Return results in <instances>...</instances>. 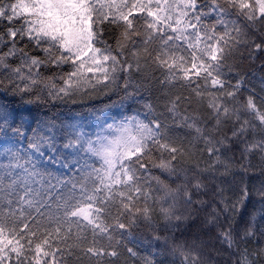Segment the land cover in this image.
Here are the masks:
<instances>
[{
  "label": "snow or ice",
  "instance_id": "1",
  "mask_svg": "<svg viewBox=\"0 0 264 264\" xmlns=\"http://www.w3.org/2000/svg\"><path fill=\"white\" fill-rule=\"evenodd\" d=\"M256 79L264 91V0H0V92L23 105L0 100V264H215L217 243L264 264V203L225 195L235 150L245 175L264 155ZM77 95L125 114L27 107ZM197 152L210 162L184 167Z\"/></svg>",
  "mask_w": 264,
  "mask_h": 264
},
{
  "label": "trees",
  "instance_id": "2",
  "mask_svg": "<svg viewBox=\"0 0 264 264\" xmlns=\"http://www.w3.org/2000/svg\"><path fill=\"white\" fill-rule=\"evenodd\" d=\"M117 30L114 27L109 28L106 30L105 38L109 39L110 42L114 43V40L111 38L115 36ZM259 63V61H257ZM70 69L65 68V71H68ZM159 75V73L157 74ZM259 75V72L257 73ZM163 79V77H160ZM250 87H254L257 92V99L259 100L260 95H264V91L261 90V83L258 79L253 80ZM177 89H179V85L176 86V88L172 89L173 92H176ZM165 89H159V92H164ZM185 95H187V91L184 92ZM248 93L245 92L242 94V96H246ZM155 93H154V99H155ZM29 97H25V99H28ZM72 99L76 100V103L73 104L71 100L67 103H60L58 102L55 107L47 108L42 107L37 109L35 106H27L30 107L33 111V113H41L44 116H59V120H63L67 117L75 116L76 113H81L84 115H87V109L89 108H100L102 111H104L109 117L115 116L119 118V115H123L122 110L117 108H108L104 109L103 105L107 103L106 100H102L99 98L96 99H89L87 95L80 96L77 95L73 97ZM0 100H7L13 107H21L20 100L18 97H11L6 96L4 93L0 92ZM193 107H197L195 104ZM161 109H157V111H160ZM131 110H129L130 112ZM200 114H202L205 119H207V112L204 107L199 108ZM59 120H57V123H59ZM74 122V121H73ZM88 131H95V128L86 129ZM251 139V135L249 137ZM259 138V137H257ZM27 143V141H25ZM227 156H232V152H229L226 154ZM235 163L233 164V171L235 173L234 176L229 177V184L226 185L228 188V191L225 192V195L232 197V199H235L237 196L241 194L240 189L243 186H247L249 197L247 200V210H259L261 207V204L264 203V201H261L260 199V193L264 192V186L261 185V181L264 180V155H262L260 152H254L250 154L246 160L243 161L245 164H251V168L249 169L247 175H245L244 171L240 169L241 164V153L239 149L235 150ZM200 161V167H205L210 161H208L207 156L204 157L199 156V152H197L196 156L185 160L183 166L184 167H190L192 165H195L197 161ZM95 166H99V162H95ZM247 212H245V217L247 218ZM238 220V227L239 223H242L243 220L239 217H237ZM199 224V221H198ZM257 224L258 226L261 224H264V220H260L259 216L257 217ZM196 231L195 228L190 229L188 233L189 239L191 238V233ZM214 231V230H213ZM184 238L181 237L178 239L177 242H181ZM91 240V236L89 235V241ZM102 243H106V241H102ZM251 247H255L254 242H249ZM216 248L220 250L219 257L215 260V264H231L232 257L230 254L223 248L220 247L219 243L216 244ZM123 251V250H122ZM150 251V249H149ZM140 254L147 255V252L143 249V247L140 248ZM77 256H79V253H77ZM69 264H97V259H91L83 258V259H73L69 261ZM99 264H141V261L139 259L133 260L129 258L126 254V251H123V254L120 258H109L107 256L103 257ZM164 264H180L179 257L173 258L169 256L165 261Z\"/></svg>",
  "mask_w": 264,
  "mask_h": 264
}]
</instances>
